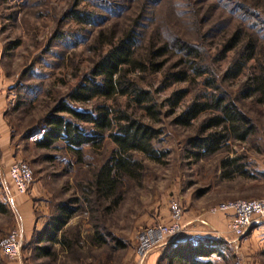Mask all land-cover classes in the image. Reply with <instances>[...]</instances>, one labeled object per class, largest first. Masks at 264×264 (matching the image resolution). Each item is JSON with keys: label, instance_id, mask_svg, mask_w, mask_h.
<instances>
[{"label": "rangeland", "instance_id": "obj_1", "mask_svg": "<svg viewBox=\"0 0 264 264\" xmlns=\"http://www.w3.org/2000/svg\"><path fill=\"white\" fill-rule=\"evenodd\" d=\"M239 4L253 8V17L245 21ZM78 12L93 15V19L78 21ZM237 28L253 34L256 50L243 70L229 78L226 73L238 54L224 51V46ZM126 30L137 34L138 55H146L156 34L161 43L179 36L200 46L204 51L197 64L206 71L199 76L194 73L195 81H166L165 73L175 72L178 60L168 55L162 57L158 71L134 70L129 75L160 105L159 121L153 125L162 130L155 148L163 156L156 161L135 153L142 164L139 177L125 179L119 202L106 209L111 199L99 204L89 195L92 202H87L83 190L115 148L109 137L99 146L84 147L81 159L62 142L50 149L38 148L36 143L48 116L61 102L89 113L105 107L111 117L126 112L150 122L142 107L126 95L95 97L84 103L71 99L73 90L92 76L95 63L110 50L106 43L110 33L119 38ZM261 73L264 0H0V110L8 127L7 137L0 135V200L6 204L7 193L14 196V203L16 195H30L32 232L24 237L22 263L167 264L164 254L173 238L158 239L160 226L177 219L187 230L189 224L199 222L201 214L214 213L212 209L223 203L264 198V103L239 98L243 82ZM207 79L214 81V88L207 87ZM213 94L236 98L256 130L244 143L230 141L218 154L196 160L189 140L208 115H200L188 127L175 124V118L197 98ZM81 125L90 131L89 125ZM235 156H242L249 177L223 176L221 161ZM14 163L31 172L26 194H18L11 179L9 169ZM67 203L75 211L63 231L67 239L78 242L69 249L57 242V247L46 243L43 246L50 245L51 255L42 254L37 249L42 246L38 242L41 232ZM5 207L6 212L0 213V264H15L1 247L17 227L16 219L21 228L23 221L16 205V213ZM96 232L103 234L101 245L93 242ZM147 234L153 237L152 246L142 245L150 240ZM247 234L240 239L229 237L224 242L226 256L217 263L264 264V232Z\"/></svg>", "mask_w": 264, "mask_h": 264}, {"label": "trees", "instance_id": "obj_2", "mask_svg": "<svg viewBox=\"0 0 264 264\" xmlns=\"http://www.w3.org/2000/svg\"><path fill=\"white\" fill-rule=\"evenodd\" d=\"M238 8L245 21L253 17V8L241 4ZM77 19L87 23L93 19V15L78 12ZM255 19L256 21L260 19L258 14ZM115 37L114 33H110L106 40L111 46L110 50L95 63L92 76L73 90L71 99L77 103H84L95 97L110 99L126 95L142 107L150 122H144L126 112L111 117L105 107L89 113L61 102L48 116L42 130L43 135L36 143L38 148L50 149L62 142L69 152L81 159L84 147L99 146L106 137H109L115 148L109 159L94 172L90 185H86L83 190L87 202H92L87 198L89 195H93L96 203L101 204L102 201L111 199L106 209L119 202V191L125 179L139 177L142 164L134 158L135 153H141L144 157L156 161L163 156L155 148V142L162 130L153 125L159 121L160 105L158 107L151 93L141 89L129 75L134 70L145 72L151 68L152 71H158L163 65L162 57L168 55L177 57L178 60L175 64L177 70L165 73L166 81H195L194 73L199 76L206 71L205 67L197 64L198 60H202L200 58L204 49L182 37L173 36L161 43L156 34L149 42L144 56L138 55V49L135 48L138 39L135 32L126 30L119 38ZM230 50H236L238 56L235 64L226 73V77L229 78L238 75L243 70L245 62L255 56L256 44L253 34L237 28L224 46V51ZM190 72L193 73L192 78ZM206 85L215 87L212 79H207ZM181 95V92L178 93L174 102L178 101ZM239 98L264 103V74L244 81ZM236 101V98L230 99L225 94L220 96L213 94L203 100L197 98L176 116L175 124L188 127L200 115H208L201 123L198 134L189 140L196 160L218 154L230 141L244 143L255 132L256 126L252 119ZM64 114H68L71 119L66 118ZM81 124L89 125L90 131L88 132ZM242 159V156L224 158L221 161L223 176L249 177L250 172L246 164L241 162ZM69 205V203L61 205L58 213L48 222L47 226L51 229L46 228L42 232L50 245L57 242L69 249L78 242L67 239L63 231L75 211ZM5 206L6 204L0 200V213L6 212ZM104 241L103 234L96 232L93 242L101 245ZM50 245L37 249L42 254L49 255ZM225 248L224 241L216 238L189 239L183 243H172L165 252L164 259L167 264H218L217 259L226 256Z\"/></svg>", "mask_w": 264, "mask_h": 264}, {"label": "built area", "instance_id": "obj_3", "mask_svg": "<svg viewBox=\"0 0 264 264\" xmlns=\"http://www.w3.org/2000/svg\"><path fill=\"white\" fill-rule=\"evenodd\" d=\"M9 173L13 184L16 188L18 194H26L29 185L32 182V175L30 170L22 165L21 163H14L9 169ZM6 205L14 213H16L14 196L9 193L6 194ZM223 211L225 213L231 214L230 228L231 233L236 239L244 237V235L256 224H259L264 219V198L251 199V200H239L235 202L223 203L219 207L212 209V212ZM17 217V216H16ZM175 218L177 216H174ZM17 227L10 232L1 247L3 255L15 264H23V245L24 236L23 231L17 218ZM156 233L159 234L158 239L173 238L171 241L175 240L178 236L184 233V229L179 221L176 219L171 224L167 226H160L156 229ZM149 234H155L150 232ZM149 242L142 244L143 246H152L153 237L149 236ZM145 240H148L145 237ZM221 241L227 242L224 239ZM144 243V242H142ZM146 248V247H144ZM145 249L143 250L144 254Z\"/></svg>", "mask_w": 264, "mask_h": 264}, {"label": "crops", "instance_id": "obj_4", "mask_svg": "<svg viewBox=\"0 0 264 264\" xmlns=\"http://www.w3.org/2000/svg\"><path fill=\"white\" fill-rule=\"evenodd\" d=\"M0 135L3 136L4 138L7 137L8 135V127L4 123L1 117V110H0ZM14 188L12 187V193ZM34 190V186H32L30 190V194L32 195V191ZM30 195L28 196H18L16 195L15 197V205L20 213V217L22 219V229L24 232V237H30V230L31 229V224H32V214L30 215V210H31V202L29 199ZM199 222L194 223L192 225L189 224V228L184 230V233H182L180 236H178L175 240L171 241L170 243H183L186 242L189 239H198V238H216V239H224L228 243L229 237H234V235L230 231V221H231V214L230 213H205L201 214L199 217ZM51 220V218H50ZM49 220V221H50ZM40 222H37V228L39 226ZM48 225V224H47ZM49 227V226H47ZM46 229V228H45ZM48 229V228H47ZM51 229V227H49ZM44 231V230H43ZM42 231V232H43ZM41 232V237L38 240L39 248H43L44 244L48 243L46 241L45 236L42 235ZM249 234H247L249 237L254 235L256 232H264V219L259 223L254 225L249 231ZM49 244V243H48ZM170 244V245H171ZM54 247H57L55 243H53ZM47 247V246H46ZM160 247H158L159 249ZM167 248V247H166ZM164 249V248H163ZM50 250V248H49Z\"/></svg>", "mask_w": 264, "mask_h": 264}]
</instances>
